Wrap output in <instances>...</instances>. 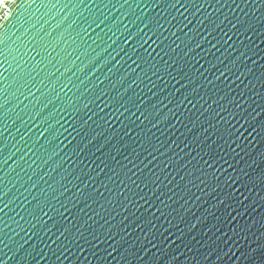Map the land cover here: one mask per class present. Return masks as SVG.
<instances>
[{
	"label": "water",
	"instance_id": "obj_1",
	"mask_svg": "<svg viewBox=\"0 0 264 264\" xmlns=\"http://www.w3.org/2000/svg\"><path fill=\"white\" fill-rule=\"evenodd\" d=\"M0 264H264V0H0Z\"/></svg>",
	"mask_w": 264,
	"mask_h": 264
}]
</instances>
